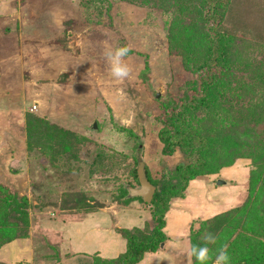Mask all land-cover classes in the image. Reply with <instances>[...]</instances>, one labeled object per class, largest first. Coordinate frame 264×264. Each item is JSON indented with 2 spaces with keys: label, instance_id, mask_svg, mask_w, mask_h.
I'll use <instances>...</instances> for the list:
<instances>
[{
  "label": "rangeland",
  "instance_id": "374dc122",
  "mask_svg": "<svg viewBox=\"0 0 264 264\" xmlns=\"http://www.w3.org/2000/svg\"><path fill=\"white\" fill-rule=\"evenodd\" d=\"M178 2L0 0V197L4 192L28 202L26 235L16 230L0 247V264H92L95 252L114 258L124 251L120 229L153 226L148 206L116 196L120 186L138 187L131 170L139 161L157 187L176 186L172 171L189 162L179 149L164 155L157 136L166 106L177 104L194 81L192 67L185 69L169 48ZM121 45L131 49L124 58L131 73L118 81L104 51ZM243 54L239 61H264L254 47ZM206 109L189 116L202 117ZM257 113L259 121L250 122L253 142L264 133V107ZM28 114L60 129L63 145L29 146ZM251 163L235 158L189 181L184 198L170 201L163 246L137 264H192L194 221L201 229L195 245H203L206 234L216 237L207 245L213 258L207 264H214L220 232L232 221L224 220L235 217L248 196ZM9 220L21 228L13 215Z\"/></svg>",
  "mask_w": 264,
  "mask_h": 264
},
{
  "label": "trees",
  "instance_id": "16d2710c",
  "mask_svg": "<svg viewBox=\"0 0 264 264\" xmlns=\"http://www.w3.org/2000/svg\"><path fill=\"white\" fill-rule=\"evenodd\" d=\"M179 3L181 8L174 11L168 28L169 48L182 56L185 69L192 67L194 81L177 104L166 106L159 117L161 128L157 136L164 155L179 149L189 162L177 165L172 171L176 186L157 187V182L145 171L155 187L149 203L130 196L126 186L119 187L118 199L124 202L138 199L151 209L153 226L120 229L124 251L114 258H102L95 252L92 264H137L146 253L156 252L166 238L163 228L170 201L184 198L189 181L231 166L240 157L252 162L248 196L234 209L237 212L234 216H244V220L227 218L231 213L222 217L227 218L225 224L232 221L220 232L219 248L227 246L230 264H264V133L255 142L249 140L253 130L250 122L259 121L258 108L264 107V61L251 64L249 60L238 59L246 60L247 54H243L246 48L254 47L264 53V0H180ZM237 35L254 38L248 41ZM203 109L207 110L206 115L189 116ZM27 117L29 146L49 147L54 141L58 147L63 145L62 131L55 125L32 114ZM121 129L136 138L131 131ZM140 146L141 142L137 141L136 152ZM131 173L138 183L136 168ZM1 195L0 247L16 237V230L25 237L24 228L28 227L27 200L15 199L4 192ZM86 209L92 210L88 206ZM11 215L21 222V228L9 220ZM195 222L191 223L189 234L194 245L201 230L195 229ZM203 224L204 221L199 225ZM192 264H197L194 258Z\"/></svg>",
  "mask_w": 264,
  "mask_h": 264
},
{
  "label": "clouds",
  "instance_id": "9594fccd",
  "mask_svg": "<svg viewBox=\"0 0 264 264\" xmlns=\"http://www.w3.org/2000/svg\"><path fill=\"white\" fill-rule=\"evenodd\" d=\"M131 49L126 45L109 48L104 51V57L108 62L110 75L122 81L129 77L131 69L128 64L124 63V58L128 56ZM205 243L203 245H194L189 241L188 252L195 259L197 264H207L212 258L208 244H214L216 237L211 234L204 236ZM214 264H230V256L227 251V246H221L215 253Z\"/></svg>",
  "mask_w": 264,
  "mask_h": 264
},
{
  "label": "water",
  "instance_id": "95a60500",
  "mask_svg": "<svg viewBox=\"0 0 264 264\" xmlns=\"http://www.w3.org/2000/svg\"><path fill=\"white\" fill-rule=\"evenodd\" d=\"M136 173L138 179V187H129V195L132 197H140L143 202L149 203L153 197L155 187L146 178L144 164L142 161L138 162ZM216 182L218 185L225 183V181L219 179ZM162 246L163 243L160 244V247Z\"/></svg>",
  "mask_w": 264,
  "mask_h": 264
}]
</instances>
